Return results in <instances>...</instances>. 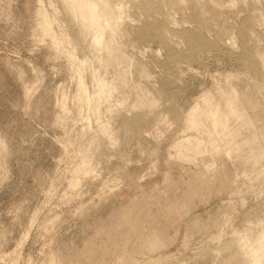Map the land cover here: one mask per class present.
Instances as JSON below:
<instances>
[{"label": "rangeland", "instance_id": "rangeland-1", "mask_svg": "<svg viewBox=\"0 0 264 264\" xmlns=\"http://www.w3.org/2000/svg\"><path fill=\"white\" fill-rule=\"evenodd\" d=\"M42 1L71 57L38 0H0V264H245L264 234V0H121V52L90 63L81 1ZM96 68L128 85L98 104ZM225 100L254 125L228 119L232 154L197 159Z\"/></svg>", "mask_w": 264, "mask_h": 264}, {"label": "bare ground", "instance_id": "bare-ground-1", "mask_svg": "<svg viewBox=\"0 0 264 264\" xmlns=\"http://www.w3.org/2000/svg\"><path fill=\"white\" fill-rule=\"evenodd\" d=\"M69 1H71V0H63V2H67V3H69ZM76 1L77 0H75V3H76ZM78 1H81V2H77L78 3V5H77V3H76V5L77 6H75V7H77L76 8V10L77 9H80V11H81V6H80V4H82V7H84L85 9H86V15H84L85 14V12L83 11V8H82V14H83V16H82V26L85 28V32H87V34L90 36V38H91V42H90V53H89V55L87 56V58H86V60H85V63L87 62H89V61H92V57L95 59V58H97L98 60H102L103 58H100L99 59V56L101 55H98V53L100 52V51H102V52H105L106 54H108V57H110V58H114V56L116 55V53L117 54H120L119 52H121L119 49H120V45H119V47L117 46V42L118 41H116V39H115V37L117 36V35H119L121 32H122V26H123V23H122V11H123V3L121 2V0L120 1H117V2H113L112 0H78ZM72 2V1H71ZM70 2V3H71ZM74 2V1H73ZM45 3V1H42V0H38V8H37V16H38V26H39V28H41L40 30H42V32H43V36L45 37H50L51 38V42H52V45H53V47L57 50V51H60V52H63V53H66V54H69L68 53V49H67V47H68V45H70L71 44V38H70V36H65L64 34H58L57 33V31H56V28H55V25H56V23H57V21L58 20H56V18H57V16H56V14L58 13L57 12V10H54L55 9V7L54 8H52L53 6H51L50 5V7L53 9V11H54V13L52 14L51 13V11L49 10V8H48V6L47 5H45L44 4ZM72 4V3H71ZM68 6L70 5V4H67ZM74 5V4H73ZM72 6V5H71ZM68 7V11H70L71 13H73L72 15H74L75 16V14L77 13V12H79V10L78 11H76L75 10V8H73V7ZM79 6V7H78ZM84 9V10H85ZM56 11V12H55ZM76 11V12H75ZM81 14V15H82ZM73 16V17H74ZM72 17V18H73ZM76 17L77 18H79L80 17V15H79V17L76 15ZM58 19V18H57ZM79 19V20H80ZM74 20H75V18H74ZM80 20V21H81ZM82 27V29H84ZM87 30V31H86ZM83 31V30H82ZM81 31V32H82ZM35 32V31H34ZM42 32H41V34H42ZM37 33V32H36ZM84 33V32H83ZM66 34V33H65ZM34 35V34H33ZM119 38V37H118ZM117 38V39H118ZM103 50H105V51H103ZM101 52V53H102ZM103 54V53H102ZM105 56V55H104ZM107 56V55H106ZM105 56V57H106ZM118 56V55H117ZM117 56H115V57H117ZM69 57H71L70 56V54H69ZM101 57V56H100ZM76 58H77V56H76ZM75 58V61H77V59ZM107 58V57H106ZM110 58H107V59H109L108 61H110ZM113 58L111 59V60H113ZM74 59V58H73ZM107 59H105L104 58V60H102V61H107ZM83 63V62H82ZM90 63V62H89ZM102 63V62H101ZM103 64V63H102ZM83 65H84V63H83ZM85 65H87V64H85ZM84 65V66H85ZM104 65H105V62H104ZM88 66V65H87ZM93 66V65H92ZM86 67V66H85ZM89 67V66H88ZM107 67V66H106ZM105 67V68H106ZM109 67V66H108ZM111 68V67H110ZM89 69V68H88ZM91 69V72H92V68H90ZM107 69V68H106ZM97 70H99L98 68H96V70H95V73L93 74L92 73V76H94V78H95V80H96V90H95V94L93 93V94H91L90 93V96H94L96 99H97V102H98V104L99 103H102L103 102V100L105 101L106 99H109L108 97L110 96V94L112 93V92H116L115 90H119V88H120V86L121 85H125L126 84V82H125V84H122L125 80H126V77L124 78L121 74H118V75H116L115 74V72H114V76L112 77V79H110V80H107L105 77H109V76H107L108 75V73H106L107 75L105 76V77H102V75H101V77H99L100 75L99 74H97L96 73V71ZM108 70H109V68H108ZM108 70H107V72H108ZM111 70V69H110ZM80 71V70H79ZM99 73V72H98ZM81 75V74H80ZM78 76V84H80L79 86H81L80 88H83L84 86H85V88H86V84H84L85 82L83 81V79H82V76ZM99 75V76H98ZM125 75V74H124ZM104 76V75H103ZM93 78V79H94ZM109 79V78H108ZM125 79V80H124ZM123 81V82H122ZM95 83V82H94ZM128 83V82H127ZM121 84V85H120ZM126 85H128V84H126ZM262 89V88H261ZM82 90V89H81ZM80 90V91H81ZM83 92H84V90H82ZM85 91L86 92H84L83 94H85V93H87V94H85V95H88L89 96V93H88V91L85 89ZM232 91V90H231ZM230 91V92H231ZM236 90H234V92H235ZM238 91V90H237ZM237 91L235 92V93H233V95H232V93H231V95L233 96V97H231V95L229 96V98H233V99H235L234 101H238V102H240V95L239 94H241V93H238L237 94ZM250 91V90H249ZM229 93V92H228ZM81 94H82V92H81ZM81 94H80V96H81ZM146 94H147V92H146ZM150 94L151 93H149L148 94V96H150ZM244 94V93H243ZM261 94H262V92H261ZM85 95H82L83 97L85 96ZM113 95V94H112ZM239 95V96H238ZM82 96H81V98H82ZM90 96H89V98H87V99H93L92 97L90 98ZM147 96V95H146ZM146 96H144L145 98H147ZM113 97V96H112ZM144 97H142V99H143V101H142V103H139L140 105L141 104H143V103H145V98ZM151 97V96H150ZM264 97V96H263ZM80 98V99H81ZM110 98H111V96H110ZM149 99V98H148ZM227 99H228V97H227ZM226 99V100H227ZM110 100V99H109ZM125 100V99H124ZM153 100H155V98L153 99ZM152 100V101H153ZM225 100V101H226ZM229 100V99H228ZM230 100H232V99H230ZM242 101H243V99H241ZM258 100V99H257ZM100 101V102H99ZM102 101V102H101ZM108 101V100H107ZM106 101V102H107ZM140 101V102H141ZM221 100H219V102H220ZM224 101V102H225ZM234 101H231V102H233L234 103ZM249 101H251V100H249ZM89 102H91L90 100L88 101V103ZM93 102V101H92ZM96 102V101H95ZM94 102V103H95ZM155 102H156V100H155ZM154 101H153V103H155ZM219 102L216 104L217 106L219 105L220 107H222L221 105L222 104H219ZM227 102H230V101H226L225 103H227ZM230 102V103H231ZM238 102H236V103H238ZM247 102V101H246ZM262 102V101H261ZM152 103V102H151ZM152 103V104H153ZM221 103V102H220ZM230 103H228V104H225L226 105V109H224V110H226V113L224 112L223 114L221 113V115H223V116H225V118H221L220 119V116L221 115H219L220 114V111L219 110H222L223 109V107H222V109H220V108H218V107H216V108H218L217 110L219 111V113H218V111H217V113H218V117H217V113H216V109L215 108H213V109H215V110H213L214 111V115H213V113H211V116L213 117V119H212V117L209 115V113L211 112H207L206 114L207 115H209V116H206V117H210V120H211V122H209V121H207L206 120V122H208V123H210V127H209V129H207V128H205V131H208V133H206V134H208V135H210L209 137H211V136H218V137H216V139L217 140H211V138L209 139V140H211L212 142L213 141H216V144L218 145L219 144V142L217 143V141L218 140H222V142H221V144H219L218 145V147L216 146L215 147V145L216 144H214L213 146H210V145H212V144H210V143H208L209 144V146L210 147H206V146H208V144L205 146L206 148H209V149H207V151L206 152H203V151H201L200 150V152H202V153H200L199 151L198 152H196V153H199V155H196V157H197V159L198 158H200L201 156H204V155H211L212 156V154L214 155V153H218V155H219V153L220 152H222V151H225V153L227 154V155H231L232 154V150H233V148H232V150H231V146H232V142H233V139L235 138H233L232 137V135H233V132L235 131V130H233L230 126V124H229V126L227 125H225V123L227 122V120L228 119H230L228 122L230 123V121H231V119L232 118H237L239 121L243 118L244 120L242 121L243 123H244V121L248 124L249 122H250V118H249V115L247 114V111L245 110V108H244V110H245V112L244 111H242L243 113H244V115H242V114H240L241 113V111L239 112V114H238V112H237V110H240L239 109V106H238V104H237V106H238V108H237V106H235L236 105V103L235 104H233V103H231L232 105H229ZM251 103V102H250ZM250 103H247L248 105L250 104ZM157 104V103H156ZM252 104V103H251ZM92 105V104H91ZM96 104H94L93 105V109H96V110H94V113L96 112V116H97V114L99 113V112H101L100 110H99V112L97 113V107H98V105H97V107L96 108H94V106H95ZM215 105V106H216ZM227 105H228V107H227ZM245 105V104H244ZM262 105V104H261ZM263 106H264V103H263ZM236 108H237V110H236ZM248 108H249V106H248ZM98 109H99V107H98ZM251 109V108H250ZM255 109V108H254ZM241 110H243V108L241 109ZM252 110V109H251ZM258 110V109H257ZM223 111V110H222ZM221 111V112H222ZM261 112V111H260ZM102 113V112H101ZM100 113V114H101ZM246 113V114H245ZM238 114V115H237ZM237 115V116H236ZM236 116V117H235ZM260 116V115H259ZM222 117V116H221ZM242 117V118H241ZM241 118V119H240ZM97 119V118H96ZM255 119V118H254ZM98 124H100L102 127L101 128H103V130H104V128L106 129L107 127V123H108V121L106 122L105 120H103L102 119V114L101 115H98ZM209 120V119H208ZM203 120H201V122H202ZM262 121V120H261ZM97 122V121H96ZM225 122V123H224ZM232 122V121H231ZM252 122V121H251ZM250 122V123H251ZM203 123V122H202ZM208 123H206V124H208ZM212 123V124H211ZM223 123V124H222ZM253 123V125H254V122H252ZM196 124V123H195ZM204 124V123H203ZM227 124V123H226ZM262 124V123H261ZM225 125V126H224ZM237 125V124H236ZM249 125V124H248ZM247 125V126H248ZM99 126V125H98ZM109 126V125H108ZM206 126V125H205ZM208 126V125H207ZM246 126V127H247ZM250 126V125H249ZM256 126H257V124H256ZM256 126H255V128H256ZM220 127H222V128H220ZM230 129H229V128ZM237 128H238V125L236 126ZM251 127V126H250ZM261 127V126H260ZM259 127V128H260ZM221 130H219V129ZM207 129V130H206ZM253 129V128H252ZM261 129V128H260ZM102 130V129H101ZM107 130V129H106ZM259 130V129H258ZM262 130V129H261ZM264 130V129H263ZM105 131V130H104ZM249 131V130H248ZM252 132H253V130H252ZM240 133V132H239ZM238 133V134H239ZM242 133V132H241ZM235 134V133H234ZM254 134H255V131H254ZM236 135H237V133H236ZM249 135V134H248ZM247 135V136H248ZM257 135H258V133H257ZM261 135H263L264 136V132H263V134H261ZM238 136V135H237ZM245 136H246V134H245ZM251 136V135H250ZM208 137V138H209ZM219 138V139H218ZM233 138V139H232ZM4 138H2V137H0V140H1V142H2V140H3ZM214 139H215V137H214ZM238 139V138H237ZM209 140H208V142H209ZM247 142H250L249 144H251V143H256L257 141H258V143H259V140H258V136H252V138L251 137H248V138H246L245 139ZM263 140V139H262ZM5 141V140H4ZM3 141V142H4ZM246 141H244L243 140V142H245V143H247ZM261 142L262 141H260V144L258 145V147H257V149H255L254 150V147L252 148L253 150H250L251 152H252V156L250 155L249 157H254V159H260L261 157L262 158H264V146H262L263 144H261ZM264 142V141H263ZM5 144H7L6 143V141L4 142ZM214 143V142H213ZM248 144V143H247ZM4 145V144H3ZM90 145H92V144H90ZM253 145V144H252ZM251 145V146H252ZM248 146V145H247ZM257 146V145H256ZM205 147L203 148V149H205ZM87 149L88 150H90L88 147H87ZM179 148H178V151H176L177 153L179 152ZM205 151V150H204ZM195 153V154H196ZM224 153V152H223ZM224 153V155H226ZM221 154V153H220ZM217 155V154H216ZM188 156H190L191 157V155H188ZM188 158L189 160L191 159V161L193 160L192 158ZM193 157H194V155H193ZM196 157L194 158V160L196 159ZM256 157V158H255ZM213 158H214V156H213ZM250 158V159H251ZM260 159L261 161H263V159ZM186 159H187V157H186ZM196 159V160H197ZM212 159V158H211ZM203 160V159H202ZM213 160H215V159H213ZM230 160V159H229ZM231 160H232V158H231ZM230 160V161H231ZM255 161V160H254ZM202 162V161H201ZM213 162V161H212ZM257 162H260V161H257ZM199 163H200V161H199ZM215 163H216V161H215ZM214 162H213V164H214V166H215V168H216V164H215ZM190 166V165H189ZM199 166V164L197 163V166L196 167H198ZM201 166V165H200ZM208 165H206V168H208L207 167ZM205 167V166H204ZM191 168V167H190ZM205 168V169H206ZM215 168H214V170H215ZM192 169V168H191ZM225 169V168H224ZM208 170H209V168H208ZM210 171V170H209ZM264 171V170H263ZM208 173H210V172H208ZM226 173V172H225ZM187 175H189V174H187ZM260 175V174H259ZM264 175V174H263ZM261 176V175H260ZM259 176V177H260ZM258 179V178H257ZM264 182V181H263ZM262 182V183H263ZM232 187H233V185H232ZM261 188V187H260ZM234 190V189H233ZM232 190V191H233ZM235 193V192H234ZM233 193V194H234ZM263 194V193H262ZM230 195V194H229ZM236 197V196H235ZM260 197V196H259ZM158 198V197H157ZM242 198V197H241ZM159 199V198H158ZM243 199V198H242ZM247 202V201H246ZM245 202V203H246ZM241 203H242V201H241ZM244 204V203H243ZM246 205H247V203H246ZM246 207V206H245ZM238 209V208H237ZM227 213V212H226ZM223 215V214H222ZM225 218V217H224ZM229 223V222H228ZM227 223V224H228ZM246 228V227H245ZM247 229H249L248 228V226H247ZM248 230H246V232H247ZM250 231H252V230H250ZM249 231V232H250ZM263 231V233H264V230H262ZM262 231H260V232H262ZM244 232H245V230H244ZM248 233V232H247ZM249 234V233H248ZM251 234V233H250ZM249 234V235H250ZM245 235H247V234H245ZM249 235H247L248 237H249ZM259 235V237H260V240H259V242L261 243V247H260V245H259V242L257 243L258 245H256V242H255V240L256 241H258V239H257V237H255V239L254 238H252V239H254V243L252 244V245H255V246H259L260 248H258V247H253L250 243H249V239H251V238H248L247 236H246V238H248V239H246L248 242H246V243H244L245 244V246L247 247L248 245H247V243H249L250 244V246H249V248L251 247L252 249H253V255L251 256L250 254H248V261L245 263V264H264V234L261 236L260 234H258ZM257 235V236H258ZM256 236V235H255ZM253 237V236H252ZM251 239V240H252ZM245 240V239H244ZM243 240V241H244ZM252 242V241H251ZM244 248V247H243ZM248 248V247H247ZM250 248V250L251 251H249V253L250 252H252V249ZM254 248H256V249H254ZM263 248V249H262ZM246 250V249H245ZM244 250V251H245ZM262 250H263V252H262ZM248 253V252H247ZM246 253V254H247ZM245 254V255H246ZM249 255H250V257H252V259H250L249 258ZM247 256V255H246ZM13 260V259H12ZM15 260V259H14ZM13 260V261H14ZM247 260V259H246ZM250 260V261H249ZM10 262V264H15L17 261H14V262Z\"/></svg>", "mask_w": 264, "mask_h": 264}, {"label": "crops", "instance_id": "crops-1", "mask_svg": "<svg viewBox=\"0 0 264 264\" xmlns=\"http://www.w3.org/2000/svg\"><path fill=\"white\" fill-rule=\"evenodd\" d=\"M51 45H52V42H51ZM155 239H156L155 241L159 240V239H157V238H155Z\"/></svg>", "mask_w": 264, "mask_h": 264}]
</instances>
